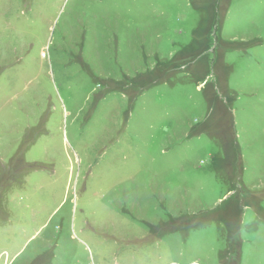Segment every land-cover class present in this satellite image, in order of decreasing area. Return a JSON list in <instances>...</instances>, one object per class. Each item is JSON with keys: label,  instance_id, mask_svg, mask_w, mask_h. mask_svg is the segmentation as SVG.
Instances as JSON below:
<instances>
[{"label": "rangeland", "instance_id": "obj_1", "mask_svg": "<svg viewBox=\"0 0 264 264\" xmlns=\"http://www.w3.org/2000/svg\"><path fill=\"white\" fill-rule=\"evenodd\" d=\"M0 264H264V0H0Z\"/></svg>", "mask_w": 264, "mask_h": 264}]
</instances>
